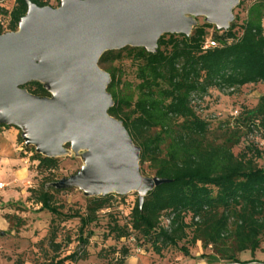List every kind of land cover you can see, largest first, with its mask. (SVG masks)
I'll use <instances>...</instances> for the list:
<instances>
[{
  "label": "trees",
  "instance_id": "obj_1",
  "mask_svg": "<svg viewBox=\"0 0 264 264\" xmlns=\"http://www.w3.org/2000/svg\"><path fill=\"white\" fill-rule=\"evenodd\" d=\"M28 1L53 7L44 0ZM26 10V0L1 4L0 34L17 30ZM208 39L215 46L205 49ZM123 59L134 64L135 82L121 81V71L113 66ZM98 65L110 75L107 91L113 105L108 114L122 122L139 147L140 167L146 164L152 176L168 180L148 191L141 204L137 196L128 223H114L109 233L116 240H129L135 234L150 243L156 254L172 246L190 257L189 247L200 242L202 249L211 250L210 259L222 264H264L237 257L246 251L253 254L264 237V164L256 163L264 154L252 142L233 151L244 137L264 135V95L251 107H234L237 115L229 114L215 128L201 116L211 89L232 94L242 86L264 83V0L249 3L245 17L239 22L235 15L225 30L203 23L189 35L164 33L154 52L125 46L104 52ZM22 87L34 95H49L37 81ZM9 127L19 131L17 140L22 143L15 126L0 124V133ZM29 150L30 159L37 161L36 170L46 176L28 190V199L55 217H77L78 240L87 245L93 232L85 228L97 220L100 211L109 209L117 194L88 196L84 214L62 212L53 201L55 193L66 189L52 186L58 158L43 156L33 146ZM164 214L166 223L162 224ZM51 243L59 246L53 239ZM120 253L123 263L127 248L122 247ZM81 258L74 251L41 264Z\"/></svg>",
  "mask_w": 264,
  "mask_h": 264
},
{
  "label": "water",
  "instance_id": "obj_2",
  "mask_svg": "<svg viewBox=\"0 0 264 264\" xmlns=\"http://www.w3.org/2000/svg\"><path fill=\"white\" fill-rule=\"evenodd\" d=\"M239 0H59L27 10L17 30L0 34V124L20 130L24 145L59 157L68 143L83 149L84 166L52 183L85 196L136 192L139 204L167 179L141 174L140 149L122 122L109 115L108 72L98 60L125 46L154 52L164 33L189 35L203 16L227 29ZM37 81L49 93L22 87Z\"/></svg>",
  "mask_w": 264,
  "mask_h": 264
},
{
  "label": "rangeland",
  "instance_id": "obj_3",
  "mask_svg": "<svg viewBox=\"0 0 264 264\" xmlns=\"http://www.w3.org/2000/svg\"><path fill=\"white\" fill-rule=\"evenodd\" d=\"M44 1L53 7H57L59 2ZM242 1L241 5L233 9V15H237L239 22L245 17V7L254 0ZM195 19V26L206 23L203 16ZM113 66L121 71V81L135 82V67L129 59L116 61ZM261 95H264V83L242 86L232 94L211 89L202 103L201 116L210 120V127L215 128L219 121L229 116L234 107H251ZM18 132L16 128L9 127L0 133V181L4 183V187L0 189V264H41L74 251L83 255V258L75 262L66 261L64 264H222L211 260V250L202 249L200 242L189 247L190 257H185L177 247L172 246L156 254L150 243L135 234L129 240H116L109 233L110 227L114 223H128L130 210L137 197V193L133 191L113 197L109 209L100 211L97 220L85 228V232L91 231L93 235L87 245H81L78 240L80 222L77 217H55L46 210H38L39 205L28 199V190L37 187L46 173H38L35 168L37 161L30 159V146L24 145L23 140L22 143L17 140ZM248 142H252L264 154V135L260 133L244 137L233 151L238 152ZM63 147L64 153L57 157L58 167L52 172L53 181L76 174L84 166L83 149L74 150L68 143ZM256 163L264 164V155L256 159ZM139 170L142 175L152 177L146 164L141 167L139 165ZM87 197L77 187H68L55 193L53 201L60 206L62 212L84 214ZM161 223H166L165 214ZM51 239L59 244L57 248L52 246ZM122 247L128 251L123 263L119 262ZM237 257L240 260L264 261V237L259 249L253 254L246 251L239 253Z\"/></svg>",
  "mask_w": 264,
  "mask_h": 264
},
{
  "label": "built area",
  "instance_id": "obj_4",
  "mask_svg": "<svg viewBox=\"0 0 264 264\" xmlns=\"http://www.w3.org/2000/svg\"><path fill=\"white\" fill-rule=\"evenodd\" d=\"M6 0H0V5L3 4ZM215 46V41L212 40V39H208L203 47L206 49V48H210V47H213ZM230 115L231 116H236L237 115V110L234 109L233 111L230 112ZM4 187V183L2 181H0V189H2Z\"/></svg>",
  "mask_w": 264,
  "mask_h": 264
}]
</instances>
